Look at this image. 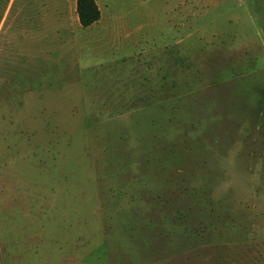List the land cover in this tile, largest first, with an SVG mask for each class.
I'll return each mask as SVG.
<instances>
[{
  "label": "rangeland",
  "instance_id": "obj_1",
  "mask_svg": "<svg viewBox=\"0 0 264 264\" xmlns=\"http://www.w3.org/2000/svg\"><path fill=\"white\" fill-rule=\"evenodd\" d=\"M73 2L0 0V264H264V0Z\"/></svg>",
  "mask_w": 264,
  "mask_h": 264
},
{
  "label": "trees",
  "instance_id": "obj_2",
  "mask_svg": "<svg viewBox=\"0 0 264 264\" xmlns=\"http://www.w3.org/2000/svg\"><path fill=\"white\" fill-rule=\"evenodd\" d=\"M95 0H76V13L82 28H88L100 19Z\"/></svg>",
  "mask_w": 264,
  "mask_h": 264
},
{
  "label": "crops",
  "instance_id": "obj_3",
  "mask_svg": "<svg viewBox=\"0 0 264 264\" xmlns=\"http://www.w3.org/2000/svg\"><path fill=\"white\" fill-rule=\"evenodd\" d=\"M95 3H96V5H97V7H98V3H97V0H95ZM73 9H74V18H73V25H72V29H73V26L74 27H78V29H80L82 32L84 31V32H86V34H88L89 32H90V30L91 29H94L95 27H97V26H99V25H101L102 24V19H103V17H101V13H100V19L95 23V24H93L92 26H90V27H88V28H82L81 27V25H80V23H79V21H78V16H77V13H76V0H74V2H73ZM98 9H99V7H98ZM99 11H100V9H99ZM75 14H76V16H77V18L75 17ZM36 15H38V13L36 12V14H35V17H36ZM36 18H34V20H35ZM54 20H55V23L57 24L58 23V16H57V13H56V17L54 18ZM28 21V24H29V26L31 27V26H33V28L36 30V29H38L40 26H38V25H36V23L33 21L32 22V20L31 19H28L27 20ZM37 21H38V18H37ZM69 21V20H68ZM78 22V24L79 25H77L76 23ZM38 27V28H37ZM70 29L71 28H69V32H70ZM55 33H56V36H58L59 35V30H58V27L56 28V31H55ZM71 34V33H70ZM24 35H25V31H24ZM75 34H71V36H72V38H74L73 36H74ZM11 46V45H10Z\"/></svg>",
  "mask_w": 264,
  "mask_h": 264
}]
</instances>
